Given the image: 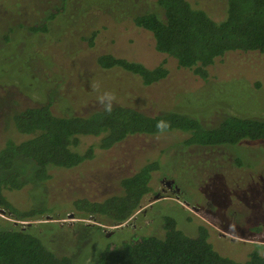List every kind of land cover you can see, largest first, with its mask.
I'll return each mask as SVG.
<instances>
[{
  "label": "rangeland",
  "instance_id": "obj_1",
  "mask_svg": "<svg viewBox=\"0 0 264 264\" xmlns=\"http://www.w3.org/2000/svg\"><path fill=\"white\" fill-rule=\"evenodd\" d=\"M188 1L215 21L226 16L225 0ZM149 12L163 15L156 0H0V149L8 140L28 138L14 124V116L27 107L49 104L58 115L85 113L106 107L109 101H101L106 93L113 97L111 106L149 115L182 113L207 126L228 116L264 120L260 56L237 53L218 59L208 69L209 81L202 80L158 52L153 36L134 25L133 16ZM47 18V32L31 31ZM105 53L150 68L165 63L170 74L146 86L120 68L101 69L97 59ZM185 139L180 131L135 135L101 150L99 138L83 137L79 151L95 147L92 160L59 172L48 183L7 193L20 211L46 213L24 222L0 214V230L26 228L55 255L70 257L73 264H97L109 246L163 237L162 218L171 216L187 235L209 229L211 243L231 260L244 262L253 250L264 255V144L244 141L204 150L186 147ZM155 161L160 169L153 175L152 192L123 225L102 224L73 209L76 197L102 201L120 194L123 178ZM164 179L177 182L180 198L163 192ZM157 195L164 199L156 200Z\"/></svg>",
  "mask_w": 264,
  "mask_h": 264
},
{
  "label": "trees",
  "instance_id": "obj_2",
  "mask_svg": "<svg viewBox=\"0 0 264 264\" xmlns=\"http://www.w3.org/2000/svg\"><path fill=\"white\" fill-rule=\"evenodd\" d=\"M156 3L162 16L156 12L138 14L132 22L149 32L156 50L174 58L179 68L209 81L208 69L218 59L239 53L258 55L264 60V0H225L226 16L222 21H215L188 0ZM49 21L47 18L31 31L47 32ZM95 37L93 33L91 38ZM90 43L93 45L92 40ZM97 64L103 70L120 68L137 75L146 86L158 84L170 74L165 63L150 68L110 53L101 54ZM14 124L28 138L22 142L8 140L0 149V209L17 222L36 219L46 212H22L10 202L7 193L31 183H48L59 172L75 170L92 160L95 147L79 151L83 137L99 138L97 147L101 150L111 149L131 136L174 131L186 135V147L197 149L232 148L244 141L264 144L262 119L228 116L217 125L207 126L182 113L149 115L122 105L111 106V111L102 107L67 115L54 113L49 104L30 106L14 116ZM237 162L241 164L238 159ZM159 166L158 161L151 162L123 178L118 195L102 201L76 197L72 207L83 217L121 226L142 208L144 198L152 192L153 175ZM162 227L161 238L144 236L121 247L105 248L97 264H264V255L257 250L251 251L244 262L222 256L211 243L207 228L200 227L196 236L187 235L171 216L162 218ZM0 264H73V260L55 255L37 235L21 227L0 230Z\"/></svg>",
  "mask_w": 264,
  "mask_h": 264
},
{
  "label": "flooded vegetation",
  "instance_id": "obj_3",
  "mask_svg": "<svg viewBox=\"0 0 264 264\" xmlns=\"http://www.w3.org/2000/svg\"><path fill=\"white\" fill-rule=\"evenodd\" d=\"M162 182L164 183V185L166 186V189H163V192H172L174 194H176V197L177 198H180V195H181V189L179 188L177 182L175 180H172V179H164L162 180ZM172 182V183H171ZM160 199H164V196L160 195L159 196V199L157 200H160Z\"/></svg>",
  "mask_w": 264,
  "mask_h": 264
},
{
  "label": "clouds",
  "instance_id": "obj_4",
  "mask_svg": "<svg viewBox=\"0 0 264 264\" xmlns=\"http://www.w3.org/2000/svg\"><path fill=\"white\" fill-rule=\"evenodd\" d=\"M107 100V101H109V103H107L106 104V110L107 111H111V103H110V101L113 99V97L111 96V94H105V96L104 97H101V101L103 102L104 100ZM158 127H161V125H157Z\"/></svg>",
  "mask_w": 264,
  "mask_h": 264
},
{
  "label": "water",
  "instance_id": "obj_5",
  "mask_svg": "<svg viewBox=\"0 0 264 264\" xmlns=\"http://www.w3.org/2000/svg\"><path fill=\"white\" fill-rule=\"evenodd\" d=\"M171 183H172V182H171ZM157 199H159V195L156 196V200H157ZM0 214L5 215L6 212H5L3 209H0ZM70 218L73 219V218H74V215H71Z\"/></svg>",
  "mask_w": 264,
  "mask_h": 264
}]
</instances>
